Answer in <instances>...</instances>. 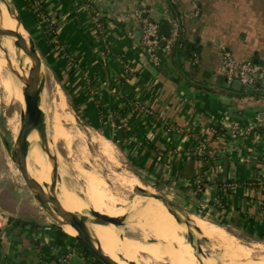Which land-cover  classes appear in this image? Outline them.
<instances>
[{
    "label": "crops",
    "instance_id": "crops-1",
    "mask_svg": "<svg viewBox=\"0 0 264 264\" xmlns=\"http://www.w3.org/2000/svg\"><path fill=\"white\" fill-rule=\"evenodd\" d=\"M14 2L88 124L190 214L237 238L235 230L264 240V129L249 138L230 133L234 123L258 122L264 87L233 88L223 68L224 50L264 65V0ZM138 11L178 23L198 50L193 62L180 55L162 66L149 62ZM126 65L132 71L124 80ZM1 207L0 264H93L76 239Z\"/></svg>",
    "mask_w": 264,
    "mask_h": 264
},
{
    "label": "bare ground",
    "instance_id": "bare-ground-1",
    "mask_svg": "<svg viewBox=\"0 0 264 264\" xmlns=\"http://www.w3.org/2000/svg\"><path fill=\"white\" fill-rule=\"evenodd\" d=\"M0 27L15 30L25 38L27 36L25 30L18 24L14 15L9 11L5 0H0ZM12 43V40H7L3 44V47L12 51ZM1 64H4V61L0 60V66ZM4 73L6 74V71ZM4 79L2 78L1 81L3 86L2 89H5V91L8 92L11 86L9 87V82L7 83ZM60 98L61 99L58 101L59 103L56 101L58 108L55 107V110L57 108L62 111V106L66 105H64V99H62V97ZM39 107L40 114L25 119L31 129V133L28 134V136L22 130V119L26 115L25 110L21 113L20 125L19 123L18 125H14L13 123L15 122L11 123L16 119L12 120V118H10L11 121H9L8 117H6V125L10 133L13 135V145L21 148L27 156V172H25L19 161L13 155H10L11 161L17 166L24 176V179H26L27 173L30 178H35L40 184L50 182L52 163L43 151L40 140V130L43 125L42 115L44 112L46 115L48 134L52 135L53 141L55 142L57 138H61L67 144V150H73V152H71L73 153L72 155H75L74 149L77 151L76 161L73 163L71 160V162L75 167L77 166L76 176L79 183L85 184L86 200L89 203L90 208L86 207L76 196V192L70 190L65 184L60 185L61 192L59 191L58 195L59 201L66 210L79 213L86 217L85 224L88 231L98 238L104 252L119 264H128L127 262L130 261H133L136 264H217L216 259L211 258V256H214V249L212 247L209 245H203V248L200 243H197V246L195 247L193 242H189L188 244V241L184 239L181 234L182 230L192 238H195L194 231H196L201 238L210 242V244L212 243V246L214 247L218 246L225 249L231 248L233 254L237 253V255H240H238L239 257H243L249 262L254 264H264V244L260 242L253 241L244 243L225 227L210 223L199 216H193V226L186 224L184 228H182L181 223L176 221L175 217L179 216L172 210V205L169 204L168 207V203L164 199L162 201L156 196L140 195L138 197L136 196L134 200H130L129 195L133 192L135 185L138 184L139 187H144V185H140L141 183L139 184L138 179L133 177L128 171L121 170L116 172L109 167L103 158L110 160L111 164L112 162L116 165L120 164V160L113 147L100 138V141H98L101 142V140H103L105 144L103 141L102 143L104 145L99 143L101 144V147L99 145L96 153L94 146L98 147V145L92 143L91 146H88L89 143H87L86 139L83 137L84 135L82 132L73 129L74 122L72 121L73 118L71 116V120L68 119L69 117H66V121H68L67 124L72 126H67L64 129L61 125L63 122L60 116V119H55V123L52 121L51 114L49 115L47 113L46 103L41 102ZM56 113H58V111ZM66 114L68 115L69 113ZM62 115L64 116L65 114ZM91 138H93L92 135ZM74 139H78L77 142L80 143V146L78 145L79 148L76 147L77 149H73V143L75 142ZM37 142L47 158L49 169L47 168L42 151ZM50 150L54 151L52 147H50ZM58 159L60 175L64 176L68 169L66 167L65 169H61L60 164L63 165V163L60 157ZM98 163H105L107 165V169L112 176L111 182H108L109 180L102 176L99 169L100 165H98ZM88 165H91L92 169H88ZM138 190L140 189L138 188ZM31 193H33V191H31ZM75 198L76 200H74ZM122 206L123 209L117 211V209ZM189 216L192 217L191 214ZM64 230L72 235H76V230L70 225H65ZM195 248L199 254L202 253L203 249L205 253L199 257L194 251ZM220 248L219 250H221ZM258 251L261 253L256 254ZM221 253H223V251H221ZM120 255L123 256L122 258L124 260L120 258ZM237 259L238 258H236V260ZM218 264L229 263L226 260H221Z\"/></svg>",
    "mask_w": 264,
    "mask_h": 264
},
{
    "label": "rangeland",
    "instance_id": "rangeland-1",
    "mask_svg": "<svg viewBox=\"0 0 264 264\" xmlns=\"http://www.w3.org/2000/svg\"><path fill=\"white\" fill-rule=\"evenodd\" d=\"M7 40H11V39L9 37H6V36L0 37V43H4ZM36 44H37V41H36ZM37 47L39 49L40 56L42 57V60L45 64L44 65V71H45L46 78H47V80L45 78V81H44V91L42 94V102L47 104V113L49 115L51 114L50 116L52 118V121L55 123V121H56L55 119L56 118L60 119V117H61L62 122H63L61 124L62 128L65 129L67 126L68 127L72 126V125L67 124L68 121H66V117H69L68 119H70V116H71L73 118L72 121L74 122V123L72 122L74 125L73 129H77L78 131L82 132V134L84 135L83 137L86 139L87 143H89L88 146L89 145L91 146L92 143L98 145V147L94 146L96 153H97V150L99 148V145L101 147V144H99V143H102L103 140L106 141L108 145L110 144V146L113 147L117 157L120 160V164L116 165L114 162H112V164H111L110 160L103 158L106 161V163L109 165V167H111L116 172H119L121 170L128 171L130 174L133 175V177H136L138 179L139 184L141 183L140 185H142V186L144 185V187H142V188L144 189L145 194H144V192L138 190L139 186H138V184H136L134 189H133V192L129 195L130 200H134V198L136 196L138 197L140 195L141 196L149 195V196L163 197V199L168 203V207H169V204L172 205V207H171L172 210L179 216L177 218L182 223L181 224L182 228H184V226L186 224L193 226L192 222H191V217L188 214L189 213L188 209L186 208V206L176 203V201H175L176 198L174 195L171 194V192H172L171 190H166V189H164V187L161 188V186L155 187L152 184V182L150 181V179H153V178H151V176L146 171H141L140 168L138 167V165H136L132 161L130 155H128L119 146V144L117 142H114V140L109 139L100 130H97L95 128V126L88 124L85 117L80 115L78 110L73 107L72 98H71L70 94L68 93V91L66 90V88L64 87V85L62 84V80L60 79V77L58 76L56 71L54 70L53 66H51L52 64L50 65V62L46 61V58H45L44 54L42 53V51L40 50L38 44H37ZM13 48H12V51H10V53H11L10 56H11L12 60L14 61L15 65L19 69H21V67L24 69H27L28 65L30 64V59L27 58L26 56H24L23 54H20V52L16 49L15 46H13ZM0 52H2V51L0 50ZM4 54H5L4 52L0 53V55H2V57H4ZM1 66H0L1 67L0 68V205L3 207V208L2 207L1 208L5 212V214L7 213L6 215H9L11 213L10 210L18 209L19 213H20L19 215L21 216V218H23V220H24V218L25 219H31L33 222H38V224H40V225H49L50 223L55 222L54 219L48 214V212L45 210V208L42 207L36 201L35 197H33V193H31L32 190L28 187V184H27L26 180L24 179V176L19 171L17 166L11 161V159H10L11 154H10V152H8V150L5 148V146L3 144V139H6L8 142H10L11 148L14 149L15 146L12 143V136L13 135L10 133V131L6 125V117H8L9 121H11L10 118H12V120L16 119L15 121H12L11 123L15 122V123H13L14 125L15 124L18 125V123L20 125L21 124V113H22V111L25 110L26 105H25V102H24V99L22 96V87H23L22 81L18 78V76H16L15 74H13L11 72V70L8 68V63L6 61H4V64H1ZM5 71H6V74L4 73ZM4 77H5V79H4ZM2 78L4 80H6L7 83L9 82L8 83V85L10 84L9 87L11 86L10 89L8 90V92H6L5 89H2L3 88L2 84H1ZM57 84H58V87H57ZM55 90H59V91H55ZM60 97H62V99H64V101H65L64 105H66V106H62L63 112L60 111L59 109H57L58 107L56 105L57 102L61 99ZM53 99H55V100H53ZM55 107H57L56 110H55ZM57 111H58V113H56ZM66 113H69V114L67 115ZM60 114L61 115L65 114V115L61 116ZM64 119H65V121H64ZM75 126H76V128H75ZM50 131H52V130H50ZM93 132H95V133H93ZM91 135L93 138H91ZM51 138H52V135L50 134L49 138H48L50 140V143H52V139H53V138L52 139ZM100 138L103 139V140H101V142H99ZM77 140L78 139H74L75 142L73 143V149L76 147L79 148V146H80V143L77 142ZM52 144L55 148L56 153L60 156L61 161L63 163V165L60 164V168L65 169V167H66L68 169V171L65 173V175L61 176L62 184L67 185L70 190L76 192V196L80 199V201L86 207L90 208L89 203L86 200L85 184L79 183V180L76 176V171H77L76 167L77 166L75 167L73 164L77 159V157H76L77 151H75V149H74L75 155H72L73 153H71V152H73V150H67V144L61 138H57L56 141L55 142L53 141ZM104 144H105V142H104ZM38 145H39V143H38ZM39 147H40V145H39ZM40 149H41V147H40ZM41 151H42V149H41ZM42 155H43V158L46 162L47 168L49 169V163H48L47 158H46L45 154L43 153V151H42ZM71 160L73 163L71 162ZM98 165H100L99 169H100L102 176L107 178L109 180L108 182H111L112 176L110 175V172L107 169V165L105 163L104 164L98 163ZM47 168H46V170H47ZM87 168L92 169L91 165H88ZM83 183H85V182H83ZM146 186H148V187H146ZM152 190H153V192H152ZM59 191L61 192L60 187H59ZM23 192L25 193L27 199L22 198ZM74 200H76V198ZM29 203H31V204H29ZM121 209H123V206L119 207L117 209V211L121 210ZM191 215L198 216L197 214H191ZM208 222H210V221H208ZM210 223H212V222H210ZM235 231L237 234H239L242 237V238H238V239L240 241H243L244 243H249V242L255 241V242H260V243L264 244V240L254 239V238H251L250 236H247L245 233H242V232L239 233V231H237V230H235ZM183 232H184V230L181 231L183 238L186 239L187 241L190 239L191 242L194 243L195 247L197 246V243H200L203 248L205 245H207V246L209 245L210 247H212L214 249V252H213L214 256L213 257L211 256V258H215L217 264L221 260H226L229 264H249V263L254 264L252 262L247 261L243 257H239L240 255L238 254L239 255L238 256L237 253L233 254V251H231V248L225 249V248H220L218 246H217L218 248L216 246L215 247L212 246V243L210 244V242L205 241L203 238H201V236H199L197 234L196 231H194V237L195 238L188 236L186 234V232H184V234H183ZM78 244H79V242H78ZM188 244H189V241H188ZM219 248L221 250H219ZM194 251L199 257H201L203 253H205L204 249H203L201 254H199L197 252L196 248ZM221 251H223V253H221ZM85 252L88 253L87 255L91 256L92 258H95L87 250ZM260 253L261 252H259V251L256 252V254H260ZM225 254H226V256H225ZM224 256H225V258H224ZM236 258H238L237 260H239V261H237ZM95 260H96V258H95ZM243 260H245V261H243ZM94 264H96V263H94ZM151 264H159V263H151ZM160 264H162V263H160Z\"/></svg>",
    "mask_w": 264,
    "mask_h": 264
},
{
    "label": "water",
    "instance_id": "water-1",
    "mask_svg": "<svg viewBox=\"0 0 264 264\" xmlns=\"http://www.w3.org/2000/svg\"><path fill=\"white\" fill-rule=\"evenodd\" d=\"M5 2L8 5L9 11L14 15L18 24L25 30V33L27 34L25 38L22 34L15 30L4 29L0 27V37H9L13 42V46L16 47L20 54H23L30 59V64L28 65L27 69L22 67L19 69L10 56V50L3 47V44L6 41L4 43H0V50L5 53L4 57L0 55V60L6 61L11 72L18 76V78L23 83L22 96L26 105V115L22 119V130L28 136V134L31 133V129L25 119L30 116H37V114H40L39 105L42 102L44 81L46 78L44 71L45 64L42 60V57L40 56L36 40L25 26L14 0H5ZM171 30V24H160L159 31L163 36H169L171 34ZM163 44L164 43H162V45ZM232 86L233 88H239L241 86V82L239 80H234ZM42 116L43 125L40 130V140L43 151L46 153L48 159L52 163L51 180L49 183L40 184L35 178H30L26 173L27 177L25 180L27 184L32 189L36 201L42 207H44L48 214L54 219L55 222H52L49 225L76 239L79 243H82L83 246L96 258L100 264H119L116 260L104 252L98 238L88 231L85 224L86 217L79 213L68 211L61 205L58 198L59 187L62 184L58 162V158L60 156L56 153L52 144L53 139L51 138L52 143H50V140L48 139L50 134H48L49 132L47 129L46 115L44 112ZM3 144L8 152H10V154L19 161L25 172H27V156L24 151L19 147H14V149H12L10 142H8L6 139H3ZM50 147H52L54 151L50 150ZM139 189L144 192L142 187H139ZM157 198L163 201V197L157 196ZM188 214L190 215V213ZM175 218L177 222L181 223L177 217ZM191 222L193 224V217H191ZM65 225H70L72 228H74V230H76V235H72L65 231ZM188 241L191 242L190 239ZM122 257L123 256L120 255V258ZM122 260L124 259L122 258ZM127 263L136 264L133 261Z\"/></svg>",
    "mask_w": 264,
    "mask_h": 264
},
{
    "label": "built area",
    "instance_id": "built-area-1",
    "mask_svg": "<svg viewBox=\"0 0 264 264\" xmlns=\"http://www.w3.org/2000/svg\"><path fill=\"white\" fill-rule=\"evenodd\" d=\"M137 17L140 20L142 30L139 40V46L142 52L146 55L149 62L157 65L159 58L156 54V50L162 43V46L167 52H171L176 42L181 37V28L178 23L172 24L171 34L169 36H163L160 33V23L153 21L143 11L136 12ZM223 68L227 80L232 83L234 80H239L241 85L248 91L260 90V87H264V65L254 63L250 61H239L228 50L223 52ZM132 68L126 65L123 73L124 80H126ZM140 107L139 105H136ZM264 129V111L258 114V122L256 124L249 123L244 126L234 123L231 127L230 133L234 136H242L245 138L252 137L254 134ZM92 258L91 256H89ZM93 264H99L95 258H92Z\"/></svg>",
    "mask_w": 264,
    "mask_h": 264
},
{
    "label": "trees",
    "instance_id": "trees-1",
    "mask_svg": "<svg viewBox=\"0 0 264 264\" xmlns=\"http://www.w3.org/2000/svg\"><path fill=\"white\" fill-rule=\"evenodd\" d=\"M186 49H187L188 53H185ZM197 51L198 50H197L196 46L188 44L184 40V38H182V36H181L180 39L176 42V44L172 48L171 52H167L162 45H160L158 47V49L156 50V54L159 58L158 66L164 65L168 61V59H170V58L173 59L174 56H177V55L187 57V58H191L192 62H193L194 58L197 57V54H198ZM185 54H187V55H185ZM23 223H29V224L35 225V223L33 221L25 220V221H23ZM79 244H80V246H82L84 248L85 251L87 250L83 246L82 243H79Z\"/></svg>",
    "mask_w": 264,
    "mask_h": 264
}]
</instances>
